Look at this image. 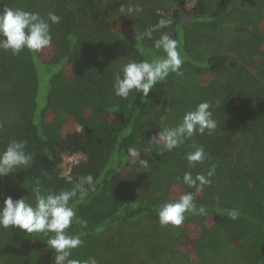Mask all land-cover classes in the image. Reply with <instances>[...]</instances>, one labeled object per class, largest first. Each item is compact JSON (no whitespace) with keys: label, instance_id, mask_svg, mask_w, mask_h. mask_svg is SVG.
<instances>
[{"label":"trees","instance_id":"trees-1","mask_svg":"<svg viewBox=\"0 0 264 264\" xmlns=\"http://www.w3.org/2000/svg\"><path fill=\"white\" fill-rule=\"evenodd\" d=\"M6 5L62 19L51 25V58L0 50V147L26 140L34 159L30 168L0 178V205L7 196L28 195L36 182L44 189L71 187L63 179V155L82 154L69 173L74 179L92 174L96 187L76 205L87 226L68 230L84 241L71 258L264 264V0H0V9ZM121 6L136 11L126 16ZM161 17L173 23L153 38L166 32L181 42L183 76L157 82L146 99L115 96L114 73L124 63L162 55L153 40L135 46V32ZM201 101L212 103L217 129L156 153L150 139L159 128L175 125ZM193 142L210 160L190 168L185 154ZM129 147L150 149L141 151L148 169L129 161ZM210 163L217 165L213 182L195 193L207 215L186 214L180 226H161L156 208L194 191L175 178L206 172ZM231 208L240 210L238 219L217 212ZM53 259L46 237L0 228V264Z\"/></svg>","mask_w":264,"mask_h":264},{"label":"clouds","instance_id":"clouds-1","mask_svg":"<svg viewBox=\"0 0 264 264\" xmlns=\"http://www.w3.org/2000/svg\"><path fill=\"white\" fill-rule=\"evenodd\" d=\"M121 14L131 16L136 9L134 6L119 9ZM62 17L52 11L42 17L39 12L28 11L18 7L5 6L0 9V50L10 52L13 56L24 50L39 53L51 46V25L58 24ZM173 21L161 17L154 25L142 32H135L136 44L145 39L153 40V48L162 53L146 59H131L124 63L119 71L114 73L112 90L115 96L128 99L130 95L142 94L146 99L150 90L157 82L165 83L170 74L183 76L182 65L184 57L181 42L166 32H161L159 38H153V33L168 28ZM141 51H143L141 49ZM217 103H219L217 101ZM212 103L201 101L189 108L173 126H164L150 139V145L156 146V153L161 156L166 152L185 145L197 135H211L218 127L213 118ZM26 140H10L0 147V178L14 173L17 169H28L33 164V155L27 150ZM191 151L186 152L185 159L190 168L210 160L203 145L191 144ZM150 149L129 147L127 156L130 162L148 169L149 160L141 158V151ZM217 165L210 163L206 172L193 174L185 171L175 179L187 189L178 198L163 202L156 208L158 221L161 226H180L186 214L207 215L205 206L195 203V193L202 192L210 186L216 175ZM63 179L71 187L59 190L44 189L39 182L28 188V195L18 199L7 196L0 205V228H19L27 234H40L46 237L48 248L53 250L52 264H97L95 259H73L72 251L81 247L84 241L79 234L68 230L73 224L86 228L87 221L77 215V203L86 202L91 191L95 190L96 181L92 174L81 175L77 179L66 172ZM26 187V186H25ZM217 212L236 220L241 212L238 208L217 209Z\"/></svg>","mask_w":264,"mask_h":264},{"label":"built area","instance_id":"built-area-1","mask_svg":"<svg viewBox=\"0 0 264 264\" xmlns=\"http://www.w3.org/2000/svg\"><path fill=\"white\" fill-rule=\"evenodd\" d=\"M84 156L82 154H73V155H63V162H62V174L66 172H70L71 166L75 164L78 160L83 159Z\"/></svg>","mask_w":264,"mask_h":264},{"label":"rangeland","instance_id":"rangeland-1","mask_svg":"<svg viewBox=\"0 0 264 264\" xmlns=\"http://www.w3.org/2000/svg\"><path fill=\"white\" fill-rule=\"evenodd\" d=\"M189 5H191V4H189ZM132 35H133V33H132ZM52 54H53V50L51 48H48L47 50L42 51V53H41V55L43 57L47 58V59L51 58ZM73 128L74 129H79V127L77 125H74ZM188 231H189L190 234L192 233L191 228H188Z\"/></svg>","mask_w":264,"mask_h":264}]
</instances>
